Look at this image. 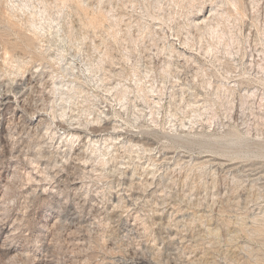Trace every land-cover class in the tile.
<instances>
[{
	"label": "rangeland",
	"instance_id": "1",
	"mask_svg": "<svg viewBox=\"0 0 264 264\" xmlns=\"http://www.w3.org/2000/svg\"><path fill=\"white\" fill-rule=\"evenodd\" d=\"M0 264H264V0H0Z\"/></svg>",
	"mask_w": 264,
	"mask_h": 264
}]
</instances>
